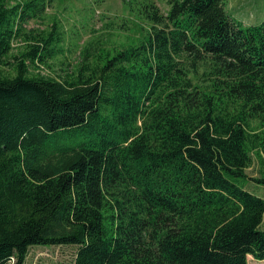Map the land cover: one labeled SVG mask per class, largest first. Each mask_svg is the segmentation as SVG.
Segmentation results:
<instances>
[{"label": "trees", "instance_id": "16d2710c", "mask_svg": "<svg viewBox=\"0 0 264 264\" xmlns=\"http://www.w3.org/2000/svg\"><path fill=\"white\" fill-rule=\"evenodd\" d=\"M224 2L144 3L135 43L29 74L48 31L0 73V264L31 245L74 246L72 264L264 259V198L235 182L264 158V19ZM39 6L0 0V66Z\"/></svg>", "mask_w": 264, "mask_h": 264}, {"label": "rangeland", "instance_id": "374dc122", "mask_svg": "<svg viewBox=\"0 0 264 264\" xmlns=\"http://www.w3.org/2000/svg\"><path fill=\"white\" fill-rule=\"evenodd\" d=\"M12 6L21 0H3ZM40 6L33 16L27 17L22 24L23 35L11 43L10 50L0 66V73L11 75L13 67L20 59V52L31 37L52 32L47 45L49 60L47 66L23 60L29 74L54 76L61 69L72 67L87 47L92 54H108L113 50L135 43L138 36L145 34L147 21L143 15L142 4L152 3L159 11L166 8L165 0H36ZM224 9L229 14L241 15L259 12L257 21L264 19V0H225ZM255 19V18H254ZM252 131H258L257 120L252 123ZM250 164L245 168L246 178L235 181L248 191L264 198V186L255 182L264 179V158L257 150H250ZM260 227L264 228V213ZM74 246L70 245H31L23 264H72ZM246 264H264L245 256ZM7 262L5 264H11Z\"/></svg>", "mask_w": 264, "mask_h": 264}, {"label": "crops", "instance_id": "0c3cea01", "mask_svg": "<svg viewBox=\"0 0 264 264\" xmlns=\"http://www.w3.org/2000/svg\"><path fill=\"white\" fill-rule=\"evenodd\" d=\"M232 14V13H231ZM259 12H255L254 14H249L247 16L245 15H241V17H238L234 14H232L236 19L240 20L242 22V24L246 25V24H252V23H256L257 21V16H258ZM255 18V19H254Z\"/></svg>", "mask_w": 264, "mask_h": 264}]
</instances>
